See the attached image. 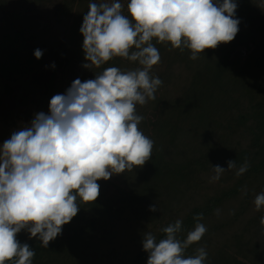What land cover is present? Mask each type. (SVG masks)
Here are the masks:
<instances>
[{
  "label": "clouds",
  "instance_id": "1",
  "mask_svg": "<svg viewBox=\"0 0 264 264\" xmlns=\"http://www.w3.org/2000/svg\"><path fill=\"white\" fill-rule=\"evenodd\" d=\"M237 6L234 0H130L125 15L120 0L89 3L80 27L83 67L100 68L115 57L139 66L126 71L107 67L94 79H75L64 94L51 98L47 114L37 113L29 126L0 146V264H32L35 252L17 240L18 233L27 230L48 248L77 215L78 198L85 204L97 200L98 180L142 167L151 158L154 141L139 129L144 117L136 106L155 100L163 83L151 74L161 59L153 39L170 42L181 52L188 49L190 59L196 60L205 49L235 38ZM34 55L39 59L42 51ZM249 167L245 161L235 174ZM232 169L235 160L227 162V169L212 166L209 182ZM254 204L257 211L264 207V192ZM149 210L160 211L157 204ZM194 220L185 239L178 237L180 219L161 230L165 236L160 240L150 231L144 233L147 264H205L204 247L185 255L207 231L200 222L203 213ZM260 224L264 226V216Z\"/></svg>",
  "mask_w": 264,
  "mask_h": 264
},
{
  "label": "rangeland",
  "instance_id": "2",
  "mask_svg": "<svg viewBox=\"0 0 264 264\" xmlns=\"http://www.w3.org/2000/svg\"><path fill=\"white\" fill-rule=\"evenodd\" d=\"M91 2L112 3L113 0H0V51L8 48L10 57L17 59L22 67V73L17 74L15 79L0 78V146L14 132L29 126L37 113L47 114L51 98L56 94H64L75 79L79 78L83 82L94 78V73L89 74L92 71L83 67L86 63L82 50L83 40L75 41L79 40L78 29ZM120 2L123 5L122 11L127 15V4L130 0ZM253 6L264 15V4L257 3ZM236 19L240 21L239 31L231 42L223 44L224 52L219 53L223 67L215 73L218 80L212 87L210 99L213 102L212 108H215L210 115L216 118L219 125L211 124L206 131L199 130L198 126L195 129H186L181 138L173 142L170 140L169 130L175 124L170 117V109L163 108L168 115V120L164 119L166 125H157V112L146 111V108L137 105L138 115L140 111H146V119L138 127L154 141L151 158L142 167L113 174L108 180H98L100 194L95 202L85 204L78 198L80 207L77 215L58 235L63 246H58L57 251L70 253V250L80 249L74 260L66 264H125L131 252L143 246L144 233L150 231L154 234L171 218H180L198 201L200 194L212 196L216 192L209 188L218 189L219 180L228 179L223 174L218 181L209 182V177L213 175L211 170L202 175L204 180L201 185L180 186L167 196L161 191L158 192V186L157 191H141L145 184L141 176L147 173L151 175V165L156 159L160 166L182 163L183 156H191L190 150L194 141H198L201 151L205 150L207 154L208 146L212 148L215 143L225 146L239 141L240 131L238 134L226 133L230 121V126L235 123L229 106L232 104L236 111L243 113L251 101L264 99V36L254 27L255 24L242 28L244 20L241 14ZM37 49L42 51V60L35 66H29L28 51L35 52ZM166 59L163 56L153 66V76L172 71L164 64ZM134 64L135 62L128 60L121 61L120 69L131 70ZM106 66L107 63L102 65L103 68ZM177 71L173 70V73L176 74ZM158 77L163 81L158 88L161 94V91L166 92L169 89V84L163 76ZM159 94L157 93L156 99ZM172 95L168 92L163 97L168 99ZM192 125L189 124L187 128ZM204 134L208 135L207 143L201 141ZM243 138L240 141L244 144L240 141L239 144L245 146L246 137ZM176 144L180 146L176 147ZM220 190L223 189H218ZM258 194L260 193L254 191L252 195L256 197ZM153 204H157L160 211H150ZM234 205L237 204L231 202L233 208ZM226 206H230L229 202L224 205ZM246 208L249 209L246 219L253 218L256 212L254 203ZM171 215L173 216L170 217ZM224 220L220 214H216L209 218L208 223H203L207 231L198 242L200 247L213 254L218 249H223L231 237L224 232ZM234 232H238V229ZM27 233L30 235L28 231ZM256 241L264 243L263 232L258 234ZM249 250L246 256L250 258ZM228 251L241 260L248 258L230 249ZM85 259L89 263L83 262ZM64 262H67L66 259L60 264H65Z\"/></svg>",
  "mask_w": 264,
  "mask_h": 264
},
{
  "label": "trees",
  "instance_id": "3",
  "mask_svg": "<svg viewBox=\"0 0 264 264\" xmlns=\"http://www.w3.org/2000/svg\"><path fill=\"white\" fill-rule=\"evenodd\" d=\"M234 2L238 5L236 9V13H238H235V17L237 18L238 14H241L244 20L242 28L255 24L254 27L264 36V15L254 9L253 6L257 5V3L264 4V0H234ZM79 22L81 23V21ZM78 35L79 40L75 41H82L83 35L80 29H78ZM153 44L158 48L161 58L163 56L167 57L164 64L172 70L165 74H158V76H163L165 81L168 82L169 89L166 92L161 91V94H159L157 89L155 95L157 98V93L159 94L158 99L149 100L145 105H142L146 108V111L157 112V125H166L164 119L167 121L168 115L163 111V108L167 107L170 109V117L174 120L175 124V127H171L172 129L169 130L170 140H173V142L179 140L181 134L185 133L186 129H195L198 126L199 130L206 131L211 127V124L215 126L219 125L216 118L210 115V112L215 109L214 107V109L212 108L213 102H210V99H212V87L218 80V76L215 73L223 67L220 54L224 52V43L219 44L215 49H205L203 53L198 54L196 60L190 59V50L185 49L181 52L179 49H173L170 42H165L162 45L161 43H156L154 38ZM262 47L264 49V41L262 42ZM28 52L29 66H35V64L42 60L43 54L41 58L37 59L33 51ZM9 54L10 50L8 48H3L0 51V78L11 80L15 79L17 74L22 73V67L17 62V59L14 60ZM124 60L126 61L124 58H113L106 62L107 66L105 68H120L122 66L120 65L121 61ZM137 64L135 62L132 69L138 67L139 65ZM105 68L102 66L98 69L93 68L91 69L92 73L90 72L89 74L93 75L94 73L95 78V74L102 72ZM262 68H264V65ZM173 70L178 71L174 74ZM168 92L174 96H169L168 99L164 98L163 95L167 96ZM229 108L230 113L233 115V122L235 123L233 126H230L232 124V121H230L226 133L238 134L240 131L241 137L239 136V141L241 138L243 140V137H246L247 143L245 146L242 145L244 144L242 141H240L242 144L236 141V143L232 142L231 144H225V146L222 143H215L212 148L208 146L209 152L207 154L205 150L201 151L199 142L194 141L190 150L191 156H183L182 163L176 162V164L172 163L160 166L159 162H157L159 160L153 161L151 175L147 173V175L141 176L145 180L141 191L142 193H146L147 190L149 192L157 191L158 186V192L161 191L167 196L180 186L201 185L204 180L202 175L209 173L212 170V166L219 165L227 169V162L235 160L236 169L224 173V175L228 176L227 180H219L220 187L218 189L222 188L223 190L218 191L217 188H209L211 191L215 190L216 193L212 196L205 193L200 194L198 201L183 216L175 219L171 218L154 235L157 240L164 238L165 234L161 230L169 224L174 223L177 219H180L183 224L182 231L178 234V237L185 239L187 233L195 227L196 221L194 220V216L203 213V220L200 222L208 223L209 218L216 215V210L219 209L220 216L225 218L222 224L224 232L227 235H231V237L227 240L228 243L223 246V249H218L215 254L206 250L208 255L205 264H264V243L260 244V241H256L258 234L264 233V226L260 224V219L264 216V207L260 211L255 209V216L246 219V215L249 214V209L246 206L253 204L255 200V197L252 195L253 192H264V99L251 101L243 113L236 111L232 104ZM146 111L139 112L145 119L146 114L144 113ZM207 115L208 117L206 118L205 116ZM189 124H193L194 126L192 125L190 128H187ZM206 137L208 135L205 134L201 137L202 143H207ZM178 145L180 146V144ZM178 145L176 144V147ZM245 161L249 163L250 167L244 174L237 176L235 174L236 170ZM229 179L234 181L229 182ZM228 202L230 206L224 207ZM231 202L237 205H234L233 208ZM67 225H63L62 229L66 228ZM236 229H238V232L233 233ZM16 238L21 244L27 243L34 250L35 256L32 258V264H60L63 259H66L67 262H64L66 264L70 260H74L75 255L80 250L75 248V250H70V253L62 250L60 252L57 251L56 248L62 244L61 240H58V236L49 242L48 248L43 247L42 241L36 237L30 238L27 230H22L17 234ZM199 247L198 243L191 245L186 250L185 255H195V250ZM251 247L252 250H249ZM228 249L234 253L237 252L244 258L248 257L246 256V252L249 250L251 257L241 260L235 255L230 254ZM147 259L148 253L142 246L135 252H131L128 258H126L125 264H147ZM83 262H87V260L85 259ZM6 264H13V261H6Z\"/></svg>",
  "mask_w": 264,
  "mask_h": 264
}]
</instances>
